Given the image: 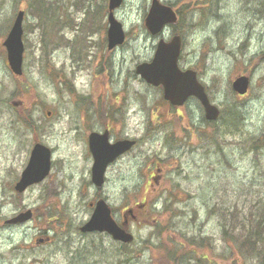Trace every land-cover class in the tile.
I'll return each instance as SVG.
<instances>
[{"label": "rangeland", "instance_id": "1", "mask_svg": "<svg viewBox=\"0 0 264 264\" xmlns=\"http://www.w3.org/2000/svg\"><path fill=\"white\" fill-rule=\"evenodd\" d=\"M42 1L52 6L41 8L44 18L36 10ZM108 1L0 0V264H174L168 250L180 252L182 264L196 261L187 250L207 256L206 264H251L229 254L242 237L225 232L222 221L226 214L251 227L247 218L264 206V0H161L180 15L159 35L144 24L151 0H123L114 13L126 39L113 49ZM19 9L21 74L3 44ZM55 13L63 27L48 25ZM177 34L179 67L196 71L220 108L216 120L205 118L195 97L172 105L162 86L136 72L160 38ZM241 74L250 76L244 95L231 85ZM107 127L113 140L136 144L108 166L97 189L87 136ZM36 142L52 150L50 173L18 193L13 184ZM158 166L160 184L146 186ZM100 197L117 217L146 203L136 208L138 219L129 218L132 243L79 230ZM28 209L30 219L5 223Z\"/></svg>", "mask_w": 264, "mask_h": 264}, {"label": "water", "instance_id": "2", "mask_svg": "<svg viewBox=\"0 0 264 264\" xmlns=\"http://www.w3.org/2000/svg\"><path fill=\"white\" fill-rule=\"evenodd\" d=\"M123 0H109V26L107 30L108 48H113L124 42L126 33L123 24L114 15V10L121 5ZM23 18L24 10L20 9L13 24L3 41L7 50V59L13 72L21 74L23 71ZM177 20L173 8L161 0H152L145 18V26L151 34L160 33L164 26ZM181 51V38L174 35L170 41L160 38L151 61L140 62L136 65V72L153 85H162L164 97L172 104L180 105L191 96H196L202 103L207 119H216L219 108L211 103L204 85L198 80L194 69L182 70L178 64ZM233 88L243 94L247 92L249 77L239 75L232 82ZM89 148L93 156L91 168L92 181L100 186L104 182L105 171L108 164L119 155L129 150L134 144V139L124 138L111 142L109 132L92 131L88 136ZM51 169V149L43 143H35L30 160L24 169L20 180L16 184L18 191L24 190L28 185L43 180ZM32 216L28 209L8 219V223L22 222ZM82 231H106L114 239L131 242L133 234L120 226L113 217L112 210L107 201L100 198L93 209L91 217L81 226Z\"/></svg>", "mask_w": 264, "mask_h": 264}, {"label": "trees", "instance_id": "3", "mask_svg": "<svg viewBox=\"0 0 264 264\" xmlns=\"http://www.w3.org/2000/svg\"><path fill=\"white\" fill-rule=\"evenodd\" d=\"M76 3L78 2H75V4ZM47 5L52 10L51 4L49 5V3H46L45 1H42L41 5L39 6L37 5L38 7L36 10H37V13L40 15L39 16L40 18H44V15L41 13V8ZM90 10H88L87 13ZM90 17H93V16H90ZM52 18H53L52 23L48 24L49 26L52 25L53 28L56 27V25L57 27L64 26V25H58L60 19L56 13ZM86 23L87 22H84L83 26ZM53 28H51L52 30L51 35L56 33L55 32L56 29H53ZM235 220L236 219L231 220V219L226 218V214H225V217L222 221L225 232L228 229V227H231V230L240 231L239 234H240V237H242V239H239L237 237L238 238L237 241L239 244L237 249H235L234 247L231 248L230 246L231 249L229 250V254H232V255L236 254L237 260L239 259L241 261L242 259L243 262L246 261L247 257H251V264H264V206L257 213L251 212V218H247V221L251 223V227L245 221L240 223L239 220H236V221ZM237 222H239V224H237ZM173 237H174V234H171L170 241H172ZM229 239H230V236H229ZM179 245H181L180 248H184L186 246L184 242L179 243ZM186 253H190V254H193V256H196V261L193 264H201V263L206 264V260L208 259L207 256L195 255L194 250H191V251L187 250ZM167 254L169 256V259L172 260L174 264H182L181 262L177 263L180 252H176V250L175 251L168 250ZM182 254H185V253H182ZM185 264H191V263L187 262ZM215 264H218V263L215 262Z\"/></svg>", "mask_w": 264, "mask_h": 264}, {"label": "flooded vegetation", "instance_id": "4", "mask_svg": "<svg viewBox=\"0 0 264 264\" xmlns=\"http://www.w3.org/2000/svg\"><path fill=\"white\" fill-rule=\"evenodd\" d=\"M174 9H175V7H173ZM176 10V9H175ZM176 12H177V10H176ZM177 14H179L178 12H177ZM180 15V14H179ZM178 21V20H177ZM105 129H108L109 130V133H110V136H111V128L110 127H107V128H105ZM121 138V136H115V139L117 140V139H120ZM29 145H30V147H31V143H29ZM31 152H32V148H31V150H30V156H31ZM30 156H29V158H30ZM29 160V159H28ZM158 168V167H157ZM156 168V170H153L151 173H150V176H149V181L146 183V186L150 183V184H152V181L151 180H153V181H155L157 184H160V182H161V167H159L158 169ZM160 170V171H159ZM22 173V172H21ZM21 173H20V175H19V178H18V180L13 184L14 185V190L16 191V192H18V193H23L27 188H29L31 185H28L24 190H22V191H18L17 189H16V184H17V182L20 180V178H21ZM12 181V180H11ZM97 189H100L101 187H96ZM99 192H97V195L98 194H101L100 193V190H98ZM146 203L145 202H137V204H135V205H137L136 207L137 208H139V207H143L144 205H145ZM136 207H134V206H129V205H127L126 207H124L122 210H120L119 211V213H120V217H117L116 215H115V218H116V220L120 223V224H123L124 222H127L128 224H129V218H133V219H138V217H137V209H136ZM128 208H131V209H128ZM115 211V210H114ZM33 215H34V212H33ZM6 223V222H5ZM21 223V222H20ZM18 224V223H17ZM46 238H48V236H46Z\"/></svg>", "mask_w": 264, "mask_h": 264}, {"label": "bare ground", "instance_id": "5", "mask_svg": "<svg viewBox=\"0 0 264 264\" xmlns=\"http://www.w3.org/2000/svg\"><path fill=\"white\" fill-rule=\"evenodd\" d=\"M127 138H129V137H127ZM130 139V138H129Z\"/></svg>", "mask_w": 264, "mask_h": 264}]
</instances>
